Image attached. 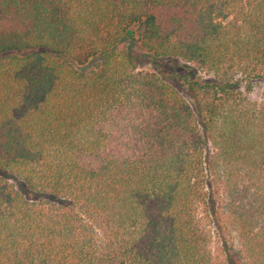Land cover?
<instances>
[{
	"label": "trees",
	"instance_id": "1",
	"mask_svg": "<svg viewBox=\"0 0 264 264\" xmlns=\"http://www.w3.org/2000/svg\"><path fill=\"white\" fill-rule=\"evenodd\" d=\"M262 79L264 0H0V264H264Z\"/></svg>",
	"mask_w": 264,
	"mask_h": 264
},
{
	"label": "rangeland",
	"instance_id": "2",
	"mask_svg": "<svg viewBox=\"0 0 264 264\" xmlns=\"http://www.w3.org/2000/svg\"><path fill=\"white\" fill-rule=\"evenodd\" d=\"M133 53L139 57L141 56L140 68L142 70H148L152 68L151 64H149L147 60H144L142 49L136 47ZM160 65H162V67L164 68V72L166 73L165 75L168 81L177 84V82L173 78L174 76L171 75H174L173 73L181 71V64L177 61L165 60ZM242 90L249 100L254 102H261L264 98V79L255 82L251 89L248 90L247 86H244ZM0 176L3 175L0 173ZM4 177H6L12 184H14L20 192L26 195V197H32V195L28 193L23 184L17 182L13 178L7 176ZM219 246H221L219 243L214 244L216 250H218Z\"/></svg>",
	"mask_w": 264,
	"mask_h": 264
}]
</instances>
